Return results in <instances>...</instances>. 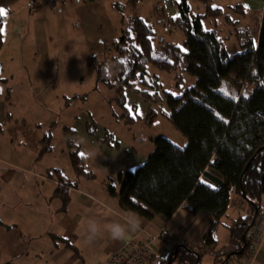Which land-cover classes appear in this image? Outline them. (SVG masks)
I'll return each instance as SVG.
<instances>
[{
  "label": "rangeland",
  "instance_id": "1",
  "mask_svg": "<svg viewBox=\"0 0 264 264\" xmlns=\"http://www.w3.org/2000/svg\"><path fill=\"white\" fill-rule=\"evenodd\" d=\"M34 1L20 3L2 28L0 78L4 82L0 85V124L5 134H0V158L11 165L0 163V182L10 166L31 169L35 164L37 175L30 178L27 172H17L16 179L42 182L38 174L44 176L47 170L58 169L67 180L80 179L91 183L94 191L104 188L106 194L112 196L110 185L118 193L120 191L119 174L100 167L88 155L94 154L125 172L145 163L154 152L158 137H164L181 148L188 145L187 138L169 118L171 111L166 96L170 94L179 98L195 85L197 79L185 71V61L171 72L149 65L146 83L139 78L135 80L132 87L123 90L122 101L114 88L96 84L97 63L113 56V45L129 28L133 15L151 18L150 6H155L157 0L138 3L131 0ZM222 2L213 0L211 5L218 8L216 6H221ZM188 3L194 14L205 12L203 3L196 0H188ZM228 15L229 21L226 17L207 19L204 27L206 30L218 29L229 55L233 56L241 52L242 35L250 32L255 36L256 29L240 14L228 11ZM156 28L159 32L154 43L157 57L165 58L164 45L183 47L185 36L180 29L169 25L171 32L161 35L163 28L157 25ZM221 91L226 92L225 87ZM7 114L18 122V131L13 135L8 131L16 122L6 123ZM80 125L103 140L107 137L118 143L121 154L104 143L103 150H95L82 135ZM67 129L73 131L72 134ZM46 134L52 135L53 150L37 160L41 149L39 142ZM74 152L83 154L81 156L86 158L85 164L95 178L87 180L76 174L70 157ZM128 158L132 160L126 161ZM261 206L263 213L264 198ZM248 208L246 199L232 194L228 218H223L213 230L220 249H228L231 244L229 219H235ZM197 215L189 232L191 244L202 254L199 264H216L215 250L199 249L208 230L204 237L201 236L200 230L205 228L203 219L207 215ZM207 227L210 229L209 225ZM46 241L47 238H43L41 244ZM174 264L183 263L178 260Z\"/></svg>",
  "mask_w": 264,
  "mask_h": 264
},
{
  "label": "trees",
  "instance_id": "2",
  "mask_svg": "<svg viewBox=\"0 0 264 264\" xmlns=\"http://www.w3.org/2000/svg\"><path fill=\"white\" fill-rule=\"evenodd\" d=\"M22 1L0 0V8L6 12L0 17V47L3 23ZM196 1L205 5L204 13L194 14L188 0L175 3L180 15L170 22L184 33L185 39L182 48L164 45V59L155 53L153 25L132 16L129 28L113 45V56L95 66L96 84L114 88L122 101L123 90L132 87L135 80L139 78L146 83L149 65L171 72L185 61V71L197 79L195 85L179 98L166 96L171 111L169 118L187 138L188 145L181 148L158 137L154 152L143 165L119 174V196L124 200L136 199L139 204L133 212L147 219L157 216L169 220L180 209L192 215L206 214L211 225L204 241L206 247L213 248L217 242L213 230L227 213L232 194L243 197L245 192L250 213L231 227L232 239L239 251L243 235L264 220L261 212L264 198V23L258 39L246 32L240 42L241 52L230 56L220 31L204 27L205 20L228 19V15L220 8H213V0ZM2 82L0 78V85ZM223 87L226 92L221 91ZM89 133L94 134L90 130ZM52 139L51 134L41 139L38 160L53 150ZM103 143L121 149L107 137ZM70 157L79 176L95 178L85 165L84 156L74 152ZM55 174L63 183L55 197L61 199L62 210H66L71 200L68 186L73 185L60 178V171L50 172V176ZM109 188L114 194V187ZM255 207L258 216L252 226ZM175 251L179 255L172 264L178 260L188 264L197 262V254L187 246H179ZM244 254L220 262L228 264L235 258H243Z\"/></svg>",
  "mask_w": 264,
  "mask_h": 264
},
{
  "label": "crops",
  "instance_id": "3",
  "mask_svg": "<svg viewBox=\"0 0 264 264\" xmlns=\"http://www.w3.org/2000/svg\"><path fill=\"white\" fill-rule=\"evenodd\" d=\"M139 1L142 0H138L137 3ZM157 1L155 6H153L154 4L150 6L149 13L151 18L144 19L138 15H133L153 25L156 39L159 37L156 25L161 29L163 28L162 34H160L166 35L171 32L170 28L167 30L166 25H171L170 20L176 19L180 15L175 4L179 0ZM220 1H223L222 5L216 7L222 9L226 15H228V11H233L247 19L248 25L256 29L254 37L258 39L260 29L264 23V0ZM133 4L135 5L136 3ZM17 7L14 8L12 14L16 11L15 9ZM5 120L6 123L9 121V125L14 121L16 122L15 127H11L8 133L10 135L17 133L18 122L9 114H7ZM84 122L85 119H83V124ZM80 127L83 129L82 135L85 139H88L95 150H103L101 148L103 138L97 137L95 134H90L82 125ZM0 134H5L1 124ZM10 149L12 150V148ZM118 154H121V150H119ZM88 157L97 161L100 167L105 168L111 173H114V171L118 174L122 173L115 165L108 163L102 158H97L94 154H90ZM130 160L132 159H126V161ZM0 163L11 165L9 161L3 158H0ZM34 165H32L31 169L10 166L9 170L4 174V179L0 182V264H100L107 261L125 241L131 239L148 240V236L140 230L154 235L164 227H167L170 231L180 236V242L177 243L178 247L185 245L197 254L198 257L195 264L201 262L202 254L193 248L191 244L192 240L189 236L191 227L195 225L196 218L199 215L191 214V217L183 213H189L188 211L180 209L169 220H163L157 216L152 219H147L133 212L132 209L139 204L136 199H122L115 188V193L112 196H108L104 188L96 192L89 185L91 183H85L80 179L67 180L63 176L62 171L58 169L47 170L44 176L38 174L39 178L43 180L42 182H36L34 179H16L17 172H27L30 178L37 175L34 170ZM51 171H60V178H63V180L73 185L68 186L71 200L66 210H62L61 199L55 197L57 188L62 186L63 183L60 182L56 174L50 176ZM40 188H43V191ZM249 213L250 209L248 208L244 212H240L235 219H229L231 223L230 227L240 218L247 217ZM133 214L141 221L140 230L135 233H130L125 240L115 241L111 239L107 231V225L113 221L123 223L124 216ZM227 214L228 211L223 218H228ZM262 216H264V212ZM89 219H95L102 226L101 236L94 244H88L85 241L87 222ZM203 220L206 226L203 225L205 228L200 230V234L204 237L206 231L209 230L207 226L209 225L210 227L211 225V219L207 216ZM261 225V229L264 232V220L261 222ZM43 238H47L48 241H46V244H41ZM216 241L215 246L210 248V250L216 251V264H221L219 262L222 259L226 258L231 252L236 251L237 243L232 239V233L230 239L231 244L228 249H220L219 241L217 239ZM37 242L40 243L37 244ZM202 247H206L204 240L202 245H199V249ZM185 259L187 260L188 256ZM234 261L233 259L228 264H243L242 258L237 259V263ZM182 263L188 264L185 260ZM253 264H264V242Z\"/></svg>",
  "mask_w": 264,
  "mask_h": 264
},
{
  "label": "built area",
  "instance_id": "4",
  "mask_svg": "<svg viewBox=\"0 0 264 264\" xmlns=\"http://www.w3.org/2000/svg\"><path fill=\"white\" fill-rule=\"evenodd\" d=\"M167 30L169 28L166 25ZM262 227H252L247 232V247L242 258L243 264H253L257 253L264 242ZM148 240L131 239L125 241L107 261L100 264H162L173 257L180 236L164 227L152 235L140 230Z\"/></svg>",
  "mask_w": 264,
  "mask_h": 264
},
{
  "label": "clouds",
  "instance_id": "5",
  "mask_svg": "<svg viewBox=\"0 0 264 264\" xmlns=\"http://www.w3.org/2000/svg\"><path fill=\"white\" fill-rule=\"evenodd\" d=\"M124 222L113 221L107 225V231L111 239L121 241L127 239L130 233H135L141 228L140 219L133 215L123 217ZM101 225L95 219H89L87 222V232L85 241L88 244H94L101 236Z\"/></svg>",
  "mask_w": 264,
  "mask_h": 264
},
{
  "label": "water",
  "instance_id": "6",
  "mask_svg": "<svg viewBox=\"0 0 264 264\" xmlns=\"http://www.w3.org/2000/svg\"><path fill=\"white\" fill-rule=\"evenodd\" d=\"M251 163L248 164V166L246 167L245 169V172L248 170L249 166H250ZM243 198L244 199H247V194L245 192H243ZM256 208V207H255ZM255 214H254V217H253V222H252V226L254 225L255 223V220L258 216V209L256 208L255 209ZM248 232V231H247ZM247 232L243 235L242 237V243H243V246L242 248L239 250V251H234V252H231L230 254H228L225 258V261H229L231 258L233 257H240L243 255V253L245 252L246 250V247H247ZM178 251H175L174 254H173V257L168 261L167 264H172L177 258H178Z\"/></svg>",
  "mask_w": 264,
  "mask_h": 264
},
{
  "label": "snow or ice",
  "instance_id": "7",
  "mask_svg": "<svg viewBox=\"0 0 264 264\" xmlns=\"http://www.w3.org/2000/svg\"><path fill=\"white\" fill-rule=\"evenodd\" d=\"M5 15H6L5 10L3 8H0V17H3ZM81 155H83V154H81Z\"/></svg>",
  "mask_w": 264,
  "mask_h": 264
}]
</instances>
